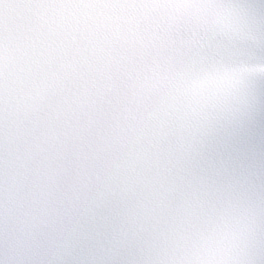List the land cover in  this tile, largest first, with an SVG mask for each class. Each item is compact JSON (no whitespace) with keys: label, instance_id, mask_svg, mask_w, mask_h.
Wrapping results in <instances>:
<instances>
[{"label":"snow or ice","instance_id":"1","mask_svg":"<svg viewBox=\"0 0 264 264\" xmlns=\"http://www.w3.org/2000/svg\"><path fill=\"white\" fill-rule=\"evenodd\" d=\"M0 264H264V0H0Z\"/></svg>","mask_w":264,"mask_h":264}]
</instances>
